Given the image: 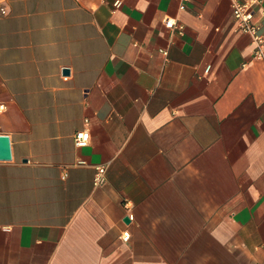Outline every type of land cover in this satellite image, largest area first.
I'll use <instances>...</instances> for the list:
<instances>
[{
    "label": "crops",
    "instance_id": "crops-1",
    "mask_svg": "<svg viewBox=\"0 0 264 264\" xmlns=\"http://www.w3.org/2000/svg\"><path fill=\"white\" fill-rule=\"evenodd\" d=\"M253 49L231 0H0V264H264Z\"/></svg>",
    "mask_w": 264,
    "mask_h": 264
},
{
    "label": "built area",
    "instance_id": "built-area-1",
    "mask_svg": "<svg viewBox=\"0 0 264 264\" xmlns=\"http://www.w3.org/2000/svg\"><path fill=\"white\" fill-rule=\"evenodd\" d=\"M261 3V0H231L232 15L235 21L236 30L251 36L254 43L253 54L256 57L262 56L264 51V29L254 18V8ZM165 25L178 33H182L184 25L175 22L170 18L165 19ZM3 107V105H1ZM90 140V132L87 128L79 130L74 136L76 146H86ZM107 165L96 166L94 184L101 185L106 181ZM65 176V173H64ZM123 240L129 239V232L124 231Z\"/></svg>",
    "mask_w": 264,
    "mask_h": 264
},
{
    "label": "water",
    "instance_id": "water-1",
    "mask_svg": "<svg viewBox=\"0 0 264 264\" xmlns=\"http://www.w3.org/2000/svg\"><path fill=\"white\" fill-rule=\"evenodd\" d=\"M63 72L67 73L68 69H64ZM11 156L10 138L6 134H0V160H9ZM126 220H128V217H126Z\"/></svg>",
    "mask_w": 264,
    "mask_h": 264
},
{
    "label": "snow or ice",
    "instance_id": "snow-or-ice-1",
    "mask_svg": "<svg viewBox=\"0 0 264 264\" xmlns=\"http://www.w3.org/2000/svg\"><path fill=\"white\" fill-rule=\"evenodd\" d=\"M3 110V108H2V106H0V111H2Z\"/></svg>",
    "mask_w": 264,
    "mask_h": 264
}]
</instances>
